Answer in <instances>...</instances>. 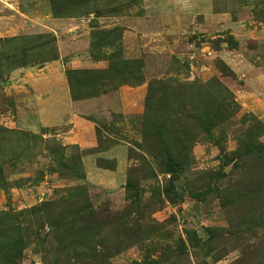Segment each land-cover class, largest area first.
Instances as JSON below:
<instances>
[{"label":"rangeland","instance_id":"1","mask_svg":"<svg viewBox=\"0 0 264 264\" xmlns=\"http://www.w3.org/2000/svg\"><path fill=\"white\" fill-rule=\"evenodd\" d=\"M10 1L24 14L0 35V264H264V0ZM82 34L87 54L56 62ZM59 87L101 97L71 108L91 147L64 142L65 118L40 122ZM114 145L112 184L85 179L81 157Z\"/></svg>","mask_w":264,"mask_h":264},{"label":"crops","instance_id":"2","mask_svg":"<svg viewBox=\"0 0 264 264\" xmlns=\"http://www.w3.org/2000/svg\"><path fill=\"white\" fill-rule=\"evenodd\" d=\"M3 2L4 5L0 4V35L4 33L5 28H9L10 31H15V29H18L21 26L20 23V17L18 15H23L24 13L19 10V8L15 5V2L12 3L10 0H0ZM9 7V8H7ZM18 14V15H17ZM48 20V26H50V29L55 30L54 25H50L52 23H61L63 21L62 19H56L52 18L51 16L47 17ZM72 29V28H71ZM74 29V28H73ZM71 31H74V30ZM3 30V33H2ZM76 37V36H75ZM82 37L84 38L82 41V46L74 48L75 43H70V49L66 50L64 52V48L60 47L58 44L57 52H58V58L56 59V62L59 60L61 61L63 58H70L75 59L77 58V55L81 54H87L86 48H87V38L85 34H82ZM76 46V45H75ZM67 55H70L66 57ZM101 97L98 98H89V99H81V100H70L67 96V92L65 88L59 87L57 90L52 88L51 90L47 91L44 94V99L41 100V105H39L38 108L39 114L38 117L40 119V122L42 125H45L47 127H55L59 123L63 121L65 118L69 121V126L67 128V131L62 134V138L65 139V143H76L81 148L91 147L93 145L91 136L92 131L91 129H88L87 131V137L82 139L84 137L82 135V131L78 128V120L73 116V113L71 111L72 109H76L81 114L86 113L87 110H91L93 108H96V104L99 103L101 100ZM73 135V136H71ZM80 137L81 139L75 140L74 138ZM123 146L122 145H114L109 148L103 149L96 153L95 155H84L81 157L82 166H84L85 171V179H88V181H92L102 187H109L110 183L112 184V180L107 181H101L100 175H116L118 172L119 166L122 165L123 162ZM100 157L103 159H111L113 158L115 160V167L112 170H105L102 169V172L94 167L93 165V157ZM93 175L92 177H90ZM98 174V175H97ZM97 175V176H96ZM118 176V175H117ZM117 183V182H114Z\"/></svg>","mask_w":264,"mask_h":264},{"label":"trees","instance_id":"3","mask_svg":"<svg viewBox=\"0 0 264 264\" xmlns=\"http://www.w3.org/2000/svg\"><path fill=\"white\" fill-rule=\"evenodd\" d=\"M54 13H58V12L57 11H54ZM58 146L59 147H62L61 145H58ZM95 161L101 167H105V168H108V169L114 168L113 166L107 165L105 159L96 157L95 158ZM72 167H73L72 168V171H76V172H78V175H81L82 176V170H80L81 167H80V163L79 162H78V165L77 166H74L73 165ZM166 169H167L166 170L167 172L180 171L181 169H183V165L181 163H178V162L169 160V164H168V166H167Z\"/></svg>","mask_w":264,"mask_h":264}]
</instances>
